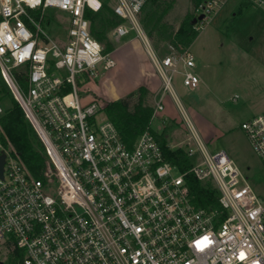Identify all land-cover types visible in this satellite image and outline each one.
Masks as SVG:
<instances>
[{"label": "built area", "instance_id": "2783aa9c", "mask_svg": "<svg viewBox=\"0 0 264 264\" xmlns=\"http://www.w3.org/2000/svg\"><path fill=\"white\" fill-rule=\"evenodd\" d=\"M222 2L201 1L193 12L203 16L196 31ZM145 3L116 0L117 38L135 32L145 45L139 19ZM101 6L99 0H0V78L46 155L36 178L3 143L0 126V264H264V196L224 151L208 153L174 90L176 75L189 91L200 83L189 49L162 57L147 50L160 86L147 127L130 144L97 99L83 102L79 84L116 65L86 18ZM49 8L68 15L64 40L47 30ZM165 95L189 134L185 171L165 159L156 138L168 119L160 116ZM4 112L0 101V118ZM240 129L264 163V116ZM196 152L200 161L192 164ZM190 175L211 185L216 206L193 204Z\"/></svg>", "mask_w": 264, "mask_h": 264}, {"label": "rangeland", "instance_id": "374dc122", "mask_svg": "<svg viewBox=\"0 0 264 264\" xmlns=\"http://www.w3.org/2000/svg\"><path fill=\"white\" fill-rule=\"evenodd\" d=\"M99 1L108 6L116 4V0ZM251 4L248 0H223L189 48L181 46L180 49H174L155 34L150 40L142 26L141 29L151 51L159 57L171 52L178 54L185 49L193 54L195 65L192 70L200 83L196 90L189 91L182 86L180 76L176 75L173 87L180 102L208 153L224 151L247 177L253 191L264 196V163L254 155L240 129L245 120L264 116V7L257 8ZM191 12L189 0H175L164 22L176 31L184 17ZM45 13L50 20L47 27L49 34L56 40H64L68 15L54 8L46 9ZM138 38L135 32L122 38H117L113 30L109 32L108 41L115 48L117 65L113 71V68L110 70L112 74H108V71L104 76L101 74L97 81L79 84V95L84 103L96 97L105 107L117 93L123 94L119 99L127 98L132 93L129 99L131 106L141 96L144 105L154 107L156 93L153 88L149 89L151 86L148 83L152 81L159 88L160 80ZM136 75L139 79L130 83ZM100 87L104 89L105 95ZM7 91L0 78V95H7ZM162 103L164 111L160 116L168 119L156 134L166 129L169 148L175 146L184 150L185 139L189 137L185 123L168 95L163 97ZM3 105L10 106V95L5 97ZM157 125V121L152 123L153 128ZM199 161L200 156L196 152L192 164Z\"/></svg>", "mask_w": 264, "mask_h": 264}, {"label": "trees", "instance_id": "16d2710c", "mask_svg": "<svg viewBox=\"0 0 264 264\" xmlns=\"http://www.w3.org/2000/svg\"><path fill=\"white\" fill-rule=\"evenodd\" d=\"M189 1L192 12L184 17L178 29L174 31L164 22V18L172 9L175 0H146L139 19L147 37L153 40L155 34L174 49H180L181 46V48H189L199 34L194 29L193 20L195 16L193 12L202 0ZM35 15L37 16L38 13H34ZM86 18L91 23L92 36L104 46V53H111L114 47L108 41V34L121 23V20L105 3H102L97 12H86ZM21 84L23 85V83ZM8 95H10V106L5 107L3 102L5 97L8 98ZM132 96L131 93L127 98L111 101L103 108L105 116L115 126L127 144L133 142L145 130L153 111L151 107L143 104L141 96L137 103L131 106L129 99ZM0 101L5 107V112L0 118L3 143L11 147L12 153L19 157L34 177L40 178L46 160L42 143L9 91H7V95H0ZM167 135V130L164 129L156 136L165 159L177 165L181 171L187 170L190 166L189 159L182 149L172 150L169 148L166 142ZM186 182L189 186L192 202L196 207L209 209L217 205V193L209 183L199 182L191 175L186 178Z\"/></svg>", "mask_w": 264, "mask_h": 264}, {"label": "crops", "instance_id": "0c3cea01", "mask_svg": "<svg viewBox=\"0 0 264 264\" xmlns=\"http://www.w3.org/2000/svg\"><path fill=\"white\" fill-rule=\"evenodd\" d=\"M249 1V0H248ZM223 3V2H222ZM249 3H252V2H250L249 1ZM221 5V4H220ZM220 5L218 6L219 8H220ZM252 5V4H251ZM115 5H113V6H110L109 5V7L112 9L113 7H114ZM264 7V6H263ZM263 7H257V8H263ZM264 9V8H263ZM264 12V11H263ZM46 14V13H45ZM48 18V17H47ZM49 20V19H48ZM50 21V20H49ZM65 26H67V23H66V25ZM66 28V27H65ZM201 32V31H200ZM200 32H199V34H200ZM198 34V35H199ZM198 37V36H197ZM139 39V38H138ZM141 41V40H140ZM141 44H142V47H143V50L145 51V53H146V55H147V57H148V54H147V46L146 45H144L143 44V42L141 41ZM146 46V47H145ZM111 54V56H112V58L114 59V61H115V63H116V59H115V48H114V50L110 53ZM148 59H149V57H148ZM116 65H117V63H116ZM116 65H115V67H116ZM149 65H151V64H149ZM148 65V66H149ZM115 67L112 69V71L115 69ZM147 67V66H146ZM108 72V71H107ZM106 72V73H107ZM111 71L109 70V72H108V74L110 73ZM107 74V75H108ZM111 74H112V72H111ZM106 75V76H107ZM103 76H104V74H103ZM101 78V77H100ZM139 78H137V75H136V77L135 78H133L132 80H131V82L130 83H134V82H136V80H138ZM98 79H96L95 81H97ZM200 80V79H199ZM143 81V80H142ZM145 83H148V80H145ZM151 87L149 88V89H151V88H153V92H155V93H157V91H158V87L155 85V83L154 82H152L151 81V83H150V81H149V83H148ZM146 86V85H145ZM146 87H148V86H146ZM101 88V87H100ZM101 90H102V94L103 95H105V92L103 91L104 89H102L101 88ZM112 95V92L110 93V96ZM123 97V94H118L117 93V95L115 96V97H113V98H111L112 100L111 101H114V100H117V99H119V98H122ZM236 97H237V95L236 96H234L233 97V101H235V99H236ZM95 99H97L96 97H95ZM98 100V99H97ZM99 101V100H98ZM99 103H100V101H99ZM184 108V107H183ZM184 110H185V108H184ZM250 119V118H249ZM249 119H247V120H249ZM246 121V120H245ZM205 123L210 127V128H212L213 130H215V131H217L209 122H206L205 121ZM246 139V138H245Z\"/></svg>", "mask_w": 264, "mask_h": 264}, {"label": "water", "instance_id": "95a60500", "mask_svg": "<svg viewBox=\"0 0 264 264\" xmlns=\"http://www.w3.org/2000/svg\"><path fill=\"white\" fill-rule=\"evenodd\" d=\"M202 17H203L202 15L195 17V19L193 20V23L195 24L197 21H200ZM3 165H4V155H1L0 156V178H2Z\"/></svg>", "mask_w": 264, "mask_h": 264}, {"label": "bare ground", "instance_id": "6f19581e", "mask_svg": "<svg viewBox=\"0 0 264 264\" xmlns=\"http://www.w3.org/2000/svg\"><path fill=\"white\" fill-rule=\"evenodd\" d=\"M142 38H143V40H144V42H145V45L147 46V50H148V51H151V49H150V47H149V45H148V43H147V41H146V38L144 37L143 34H142Z\"/></svg>", "mask_w": 264, "mask_h": 264}]
</instances>
